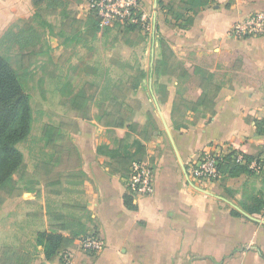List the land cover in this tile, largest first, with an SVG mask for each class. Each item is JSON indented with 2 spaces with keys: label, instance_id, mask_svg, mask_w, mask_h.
Here are the masks:
<instances>
[{
  "label": "crops",
  "instance_id": "0c3cea01",
  "mask_svg": "<svg viewBox=\"0 0 264 264\" xmlns=\"http://www.w3.org/2000/svg\"><path fill=\"white\" fill-rule=\"evenodd\" d=\"M37 2L0 0V38L16 20L31 17ZM68 4L83 27L90 17L86 3L70 0ZM261 10L264 0H214L196 13L187 29L152 12L155 34L166 41L174 57L184 58L187 71L192 74L193 67L199 66L213 75V89L207 96L214 104V115L204 114L200 108L187 111L185 127L173 131L169 124L172 127L175 83L167 87L163 105L152 96L173 143L159 125L151 139L143 142L128 130L129 123L123 129L105 128L98 122L99 113L86 119L75 114L70 137L78 157L74 166L80 184L76 200L82 208L71 202L59 214L52 213L42 209L30 192H24L29 199L22 194L4 202L0 207V264L5 262L1 256L4 248L21 254L26 264H63L66 252L71 253V264H264V169L259 178L243 173L206 185L194 182L187 173L188 166L210 145L228 146L264 164V134H257L255 125L264 120V36L237 39L229 33L234 25ZM150 55L151 65L157 57L155 39ZM188 56H192L190 61L185 59ZM141 87L142 83L137 92ZM186 87L184 98L196 101L201 90L193 82ZM148 101L142 96L141 106ZM116 104L121 106L119 117L127 119V99ZM148 112L141 110L137 116L141 130L146 128ZM134 142L145 147L142 162L152 168L154 191L149 196L133 195L127 189L122 173L127 174L130 166L118 162L119 157L134 155ZM68 186L75 198L74 187ZM17 220H21L19 224ZM51 231L74 242L47 260L38 236ZM91 232L103 241V249L92 257L75 243L78 236Z\"/></svg>",
  "mask_w": 264,
  "mask_h": 264
},
{
  "label": "rangeland",
  "instance_id": "374dc122",
  "mask_svg": "<svg viewBox=\"0 0 264 264\" xmlns=\"http://www.w3.org/2000/svg\"><path fill=\"white\" fill-rule=\"evenodd\" d=\"M68 1L70 0H38L31 17L11 24L7 32L33 29V46L20 50L17 45L0 38V57L8 61L21 77V85L32 111L30 133L16 145L22 154L23 164L13 175L12 181L0 188V207L4 202L13 200L16 195L23 194L24 199H29L30 196L24 195V192L34 193L42 209L55 211L56 214L63 207L70 206L71 202L79 205L75 207H81L82 204L76 200L80 185L74 172L77 160L68 157L67 153L58 156L46 149L41 137L43 126L50 124L61 127V144L69 149L70 135L75 127L73 118L76 116L71 108V100L77 93H82L88 101V114H77L80 117L100 114L104 108L115 112L114 115L119 117L121 106L115 105V102H125L127 99L130 111L127 118L131 122L137 121L141 110L148 109L158 130L160 126V131L164 132L152 96L159 106L160 102L162 105L166 103L167 87L175 83L174 77L179 71L189 69L187 64H181L180 58L174 57L169 50L164 51L163 57L159 45L160 35L154 32L151 16L152 12H158L172 21L178 13L184 14L186 18L191 17L190 13L181 8L182 0H157L156 7H152L153 0H140L149 28L135 29L128 33L125 27L100 29L99 26L96 33L97 27L93 21H87L83 27H79L68 10ZM153 39L156 42L157 57H154L150 65ZM160 59H163L161 73L154 75L155 63ZM139 70L145 71L148 77L140 82L142 89L137 92L134 87L139 84ZM142 96L149 98L145 107L141 106ZM146 123L149 124L148 121ZM147 125L144 130L148 128ZM169 126L171 128V124ZM135 128L138 132L139 128ZM126 140L127 143L132 141L130 137ZM44 164L55 167L53 175L46 181L42 178L44 174L41 167ZM260 173L253 174L252 178H259ZM69 184L74 187L75 198H71ZM17 221L19 224L21 220Z\"/></svg>",
  "mask_w": 264,
  "mask_h": 264
},
{
  "label": "trees",
  "instance_id": "16d2710c",
  "mask_svg": "<svg viewBox=\"0 0 264 264\" xmlns=\"http://www.w3.org/2000/svg\"><path fill=\"white\" fill-rule=\"evenodd\" d=\"M213 2L214 0H182L180 2L181 8L190 13L191 17L186 18L184 14L178 13L174 19L175 24L179 29L189 28L192 25L193 17L196 13ZM87 21H93L96 27L99 26L98 21L92 16H90L86 22ZM75 22L77 23V21ZM78 24L79 26L82 25V23ZM114 27H125L127 33L135 29H140L137 25L123 26L116 24ZM98 30L97 27L96 33H98ZM34 39L33 29L29 28L27 30H20L17 33L6 32L1 40L17 45L20 50H25L34 45ZM159 45L163 51V57L164 51L166 50H169L173 55L163 38H160ZM183 59L184 58L181 59V64H183ZM185 59L190 61L192 56H188ZM162 62L163 59L156 61L153 69L154 75H159L161 73ZM173 75L175 74L173 73ZM147 77L148 74L145 71L139 70L137 74L139 84ZM189 82H193L195 86L201 90L200 97L194 102L187 101L184 98L187 91L186 86ZM212 83L213 75L202 67H193L192 74L186 69L179 71L176 75L174 84L176 101L174 102L171 111V128L173 131H179L185 127L184 114L187 111H197L198 108H200L204 114L208 113L210 116L214 115V104L207 96V92L213 89ZM139 84L135 86L134 89H137ZM71 108L78 115L88 114V101L84 99L82 93H77L72 98ZM178 117L179 120L177 119ZM82 118L86 119L87 117L82 116ZM147 121L149 122V124L147 123L148 128L146 130H140V126L137 124L136 120L131 122L128 118L117 117L107 108L101 109V112L98 115L99 124L105 128L123 129L125 124L129 123L127 126L128 130L130 132H136L143 142H148L153 136V133L158 131L155 120L148 113ZM31 122L32 111L29 105L28 96L25 94L21 85V77H19V75H17L12 69L8 61L0 57V188L12 181L13 175L23 164L22 154L16 148V145L28 137L31 129ZM255 125L257 134H264V120L255 121ZM135 126L139 128L138 132L135 130ZM41 137L46 149L52 151L58 156L67 153L68 157H74L75 160H77V152L72 143H70L69 149H66L61 144L63 138L61 127L46 124L42 128ZM122 143H124V140L120 141V144ZM131 146L136 148L134 155L132 157H119L118 162L121 165H129L131 167L132 163L142 162L145 159L146 149L143 145L134 142ZM244 157L247 159L248 163L256 159L245 154ZM130 167L127 170V174L124 172L122 173L125 178L129 175ZM41 169L44 174V177L42 176V178L45 179L51 175L55 167L51 164H44ZM219 169L224 176H238L243 173L253 175L246 166H240L233 163L231 161V155L225 158V162L219 166ZM17 196L19 195H16L15 197ZM38 241L39 243L44 244L45 258L47 260H52L61 251L63 252L72 247L74 239L63 237L51 231L50 233L40 234L38 236ZM1 256L5 260L4 264H26V258L10 248H4L1 252Z\"/></svg>",
  "mask_w": 264,
  "mask_h": 264
},
{
  "label": "built area",
  "instance_id": "2783aa9c",
  "mask_svg": "<svg viewBox=\"0 0 264 264\" xmlns=\"http://www.w3.org/2000/svg\"><path fill=\"white\" fill-rule=\"evenodd\" d=\"M82 1L86 3L90 16L98 21L100 29L112 28L116 24L137 25L145 30L149 28L146 15L141 10L140 0ZM229 33L237 39L264 36V10L257 11L237 23ZM229 155L233 163L246 166L253 174H259L264 169L261 159H254L248 163L241 152L225 145H210L188 166L187 173L199 185L218 182L224 176L219 166ZM125 184L133 195H151L154 191L151 166L147 162L132 163ZM75 243L81 252L90 257L97 255L103 249V241L96 232L79 236ZM62 258L63 264H71V253H64Z\"/></svg>",
  "mask_w": 264,
  "mask_h": 264
},
{
  "label": "water",
  "instance_id": "95a60500",
  "mask_svg": "<svg viewBox=\"0 0 264 264\" xmlns=\"http://www.w3.org/2000/svg\"><path fill=\"white\" fill-rule=\"evenodd\" d=\"M153 5H154V7H156V5H157V0H153ZM154 101H155V106H156L157 114H158V116H159V119H160V121H161V124H162V126H163V129H164L166 135L168 136V138L170 139V141L173 143L172 133H171V131H170L168 125H167V122H166V120H165V118H164V116H163V113L161 112V110H160V108H159V106H158L156 100H154ZM179 159H180V158H179ZM183 169H184V168H183ZM184 170H185V169H184ZM242 213H243L246 217L251 218L249 215L245 214L244 212H242Z\"/></svg>",
  "mask_w": 264,
  "mask_h": 264
}]
</instances>
